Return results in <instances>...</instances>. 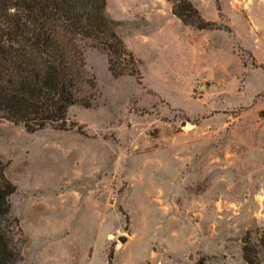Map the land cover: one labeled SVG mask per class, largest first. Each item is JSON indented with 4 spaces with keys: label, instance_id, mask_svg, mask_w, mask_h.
I'll return each mask as SVG.
<instances>
[{
    "label": "rangeland",
    "instance_id": "1",
    "mask_svg": "<svg viewBox=\"0 0 264 264\" xmlns=\"http://www.w3.org/2000/svg\"><path fill=\"white\" fill-rule=\"evenodd\" d=\"M190 1L107 0L142 80L87 48L83 133L0 121L20 264H264V0Z\"/></svg>",
    "mask_w": 264,
    "mask_h": 264
},
{
    "label": "trees",
    "instance_id": "2",
    "mask_svg": "<svg viewBox=\"0 0 264 264\" xmlns=\"http://www.w3.org/2000/svg\"><path fill=\"white\" fill-rule=\"evenodd\" d=\"M170 1L173 14L185 25L222 29L190 0ZM118 26L107 14V0H0V121L23 124L32 134L46 128L83 133L84 126L71 121L69 111L74 106L91 108L98 99L87 48L107 55L114 77L142 80L140 61ZM6 168L0 157V264H20L22 229L9 200L17 187Z\"/></svg>",
    "mask_w": 264,
    "mask_h": 264
},
{
    "label": "water",
    "instance_id": "3",
    "mask_svg": "<svg viewBox=\"0 0 264 264\" xmlns=\"http://www.w3.org/2000/svg\"><path fill=\"white\" fill-rule=\"evenodd\" d=\"M121 241H125V239L124 238H121Z\"/></svg>",
    "mask_w": 264,
    "mask_h": 264
}]
</instances>
